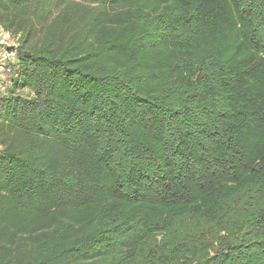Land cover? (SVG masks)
Segmentation results:
<instances>
[{
	"label": "trees",
	"instance_id": "16d2710c",
	"mask_svg": "<svg viewBox=\"0 0 264 264\" xmlns=\"http://www.w3.org/2000/svg\"><path fill=\"white\" fill-rule=\"evenodd\" d=\"M0 26V264H264V0H0Z\"/></svg>",
	"mask_w": 264,
	"mask_h": 264
},
{
	"label": "built area",
	"instance_id": "2783aa9c",
	"mask_svg": "<svg viewBox=\"0 0 264 264\" xmlns=\"http://www.w3.org/2000/svg\"><path fill=\"white\" fill-rule=\"evenodd\" d=\"M17 40L0 26V90H4L18 69Z\"/></svg>",
	"mask_w": 264,
	"mask_h": 264
},
{
	"label": "rangeland",
	"instance_id": "374dc122",
	"mask_svg": "<svg viewBox=\"0 0 264 264\" xmlns=\"http://www.w3.org/2000/svg\"><path fill=\"white\" fill-rule=\"evenodd\" d=\"M10 83V82H9ZM8 83V84H9ZM8 86V85H7ZM1 91V90H0ZM3 91V90H2ZM19 93H21V94H27V92H28V90H27V88H21L19 91H18Z\"/></svg>",
	"mask_w": 264,
	"mask_h": 264
}]
</instances>
